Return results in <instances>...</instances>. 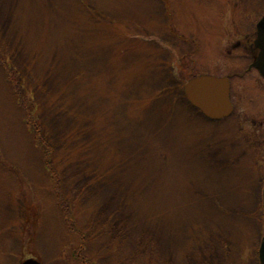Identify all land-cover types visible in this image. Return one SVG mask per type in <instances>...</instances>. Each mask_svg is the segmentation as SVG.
<instances>
[{
  "label": "rangeland",
  "instance_id": "obj_1",
  "mask_svg": "<svg viewBox=\"0 0 264 264\" xmlns=\"http://www.w3.org/2000/svg\"><path fill=\"white\" fill-rule=\"evenodd\" d=\"M263 14L264 0H0V264H257L264 170L239 136L264 121V79L246 71ZM206 74L229 79L235 112L171 114V90Z\"/></svg>",
  "mask_w": 264,
  "mask_h": 264
},
{
  "label": "water",
  "instance_id": "obj_2",
  "mask_svg": "<svg viewBox=\"0 0 264 264\" xmlns=\"http://www.w3.org/2000/svg\"><path fill=\"white\" fill-rule=\"evenodd\" d=\"M253 46L257 53L250 67L254 68L264 79V14L256 23ZM185 99L201 111L210 120L227 118L232 112L229 99L230 82L227 77L199 75L186 81L182 87ZM264 199V186L262 190ZM264 210V201H263ZM260 264H264V237L259 251ZM20 264H40L33 258L23 260Z\"/></svg>",
  "mask_w": 264,
  "mask_h": 264
},
{
  "label": "flooded vegetation",
  "instance_id": "obj_3",
  "mask_svg": "<svg viewBox=\"0 0 264 264\" xmlns=\"http://www.w3.org/2000/svg\"><path fill=\"white\" fill-rule=\"evenodd\" d=\"M246 49L248 50V53H249L248 55H250V57L252 59V61L250 62V64H252V62L254 61V58L256 56V54H254V50L256 51V49L253 46V42H252L251 45H248V47H246ZM250 64H248V67L246 68V71L247 70L249 71L250 69H254V68L250 67ZM257 75H259L258 72H257ZM183 94H184V92H183ZM229 99H230L231 107H232V112L229 115V116H231L235 112V106H234V104L232 102V98H231V87H230V90H229ZM187 103L191 106V109L195 110L199 114V116L201 118H203L205 120H210L208 118H205V116L201 113V111L199 109L194 108V106L191 105L188 101H187ZM229 116H227V118H224V119H220V120H210V121H221V120H225V119H228ZM247 122H249V120L240 119L239 125L241 124L242 126L241 125L240 126L243 127L244 124H247ZM252 124H253L252 126L254 128H256V125L253 122H252ZM263 125H264V121L261 120L259 122V124L257 125L258 127L256 128L257 134L259 132L261 134H264ZM257 134L254 133V132L253 133H248L247 131H244V133L243 132L241 133V136H239V138H240V140H243V141L246 140L247 144L249 142L251 144V145H249V147L255 152V154L257 156H261L260 161H257L256 164L258 165L257 167H259L260 169H263L264 170V164H263L264 163V136H260V135L257 136ZM198 135H200V134H198ZM223 138H224V140H223L224 145L226 146L227 149H228L227 146L230 147L231 145H233L231 139H229L227 136H225ZM241 149L243 150L244 148L241 147ZM238 152L241 153L240 150ZM238 152H237V154H238ZM222 153H224V152L222 151ZM263 186H264V182H263L262 186H260L261 187L260 188V195H259V199L257 201L258 202L257 203L258 204V207H256L257 209H256V211L254 213V216L252 217L253 218V221H254V227H253V230H252L254 232L253 235H254V237H256V239L258 241L257 247L255 248L256 249V253H255V258H254L256 260L257 264H260L259 251H260L261 243H262V240H263V237H264V210H263V207H262L263 206V201H264V199L262 197L263 196V194H262ZM28 258H33L34 260H37L40 264H44L37 257L30 256ZM28 258H26V259H28ZM85 261L88 262V263L86 262L85 264H95V263H92L90 259H86Z\"/></svg>",
  "mask_w": 264,
  "mask_h": 264
},
{
  "label": "trees",
  "instance_id": "obj_4",
  "mask_svg": "<svg viewBox=\"0 0 264 264\" xmlns=\"http://www.w3.org/2000/svg\"><path fill=\"white\" fill-rule=\"evenodd\" d=\"M182 88V87H181ZM179 86H177V88L175 87L174 89H172V100L171 103L168 101V104H171V114L174 112L175 109H177L180 114L179 115H185V113H187L186 111L191 109V106L187 103L185 96L183 94V90L181 89ZM177 89V90H176ZM165 91V89H163ZM170 90V89H169ZM168 91V90H166ZM184 105L183 106L181 105ZM192 110V109H191ZM54 115H58V114H54ZM36 115L34 114V108H31L29 106V109H27V116H25V123L27 124V126H30V133L32 134V137L35 138V140L37 142L40 143L39 147L46 149L45 154L46 156L48 155V142L46 140L43 139V137H41V128L38 126V124L36 123V119L35 117Z\"/></svg>",
  "mask_w": 264,
  "mask_h": 264
}]
</instances>
